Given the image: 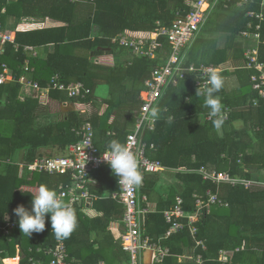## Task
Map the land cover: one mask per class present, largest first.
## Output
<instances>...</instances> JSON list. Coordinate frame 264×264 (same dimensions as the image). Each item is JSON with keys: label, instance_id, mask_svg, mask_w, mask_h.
<instances>
[{"label": "trees", "instance_id": "obj_1", "mask_svg": "<svg viewBox=\"0 0 264 264\" xmlns=\"http://www.w3.org/2000/svg\"><path fill=\"white\" fill-rule=\"evenodd\" d=\"M249 9L261 10L260 1L250 3L244 9L229 8L233 13L226 17L222 15L216 27L211 29L230 32L234 38L247 29L249 18L246 11ZM178 10L184 13L189 10L185 0H0V23L15 39V44L6 43L0 54V62L9 65L11 77L0 85V158L11 161L0 172V227L6 224L7 219L17 222L16 230L10 235L3 234L0 229V264L3 258L16 256H20V264H31L30 258L50 262V251L58 245L50 219L46 220L43 232H34L29 237L19 228L14 209L21 204L31 209V193L42 184H47L57 193L58 183L45 173L21 174L17 162L33 161L43 155L41 149L47 147L57 148L63 154L68 145L81 139L78 131L86 121L78 110L68 111L61 120L42 121L39 98H21L19 79L25 61L28 60L33 68L32 79L41 86L47 85L56 73L66 84L82 82L90 93L85 98H74L76 101L96 102V89L102 84L110 87V95L105 100L107 111L104 115L96 113L90 118L95 128V143L104 152L106 145L114 139L126 143L144 101V83L153 77L160 62L134 58L131 64L130 60H125L105 66L99 57L101 52L108 48L111 52L128 55L125 49L111 43L113 36L125 29L153 31L157 21L170 24ZM8 16L16 17L19 22L9 28ZM23 18L47 19L46 25L50 21L55 25L20 24ZM253 22L256 24L258 21ZM95 26L99 28L97 34H94ZM261 31L264 35V22ZM49 44L55 46V51L46 58L33 57L24 51L26 45L43 47ZM260 50V60L264 62V43ZM239 51L232 43L218 48L214 40L200 37L188 52V63L228 68L231 60L244 59ZM100 70H107L109 74H101ZM251 74L252 71L248 72L246 68L236 71L240 83V99L236 100L224 95L227 85L221 76L223 86L216 95L221 98L222 105L236 107L232 108L230 118L223 122V136L214 128L213 119L199 121L201 114L208 113L209 109L203 106L204 96H197L195 92L193 74L181 79L177 86L167 88L158 106L155 128L145 136L146 141L156 146L155 158L170 168L200 169L205 166L242 179H251L254 172L264 171V100L259 105L252 104L256 94L252 91ZM48 96L61 102L69 99L61 90H50ZM113 114L114 119L110 122ZM237 119L244 120L243 129L235 128ZM107 168L108 174L102 177L100 186L92 188L94 207L103 211V216L89 218L77 205L74 210L78 227L70 238L63 239L70 258L78 263L100 264L104 260L108 264H121L116 258H111L119 254L115 246L116 237H110L109 226L112 218L123 213L124 209L116 200L101 197L106 189L112 192L120 189L118 178L110 167ZM179 175L182 176L181 173ZM185 178L182 197L187 211L195 208L194 194L204 195L208 189L218 193L223 203H228V206L218 204L211 213L201 215L196 238L204 240L206 248H199L196 254H202L206 264H222L219 252L229 249L233 251L229 263L264 264V184L218 186L191 171L185 173ZM147 187L146 182L142 186L144 192H147ZM175 202L174 198L173 203L159 206L145 220V234L161 241L170 250L163 264H180L174 256L182 253L179 248L181 242L195 245L185 219L182 220L185 223L182 230L166 237L171 224L165 218V211L173 208ZM93 231L97 234L96 240L85 243L88 237L84 236ZM102 239L108 245L96 249V243ZM125 254L124 262L128 264L130 259Z\"/></svg>", "mask_w": 264, "mask_h": 264}, {"label": "built area", "instance_id": "obj_2", "mask_svg": "<svg viewBox=\"0 0 264 264\" xmlns=\"http://www.w3.org/2000/svg\"><path fill=\"white\" fill-rule=\"evenodd\" d=\"M259 1L263 7L264 0H185L189 10L185 13L183 10H178L170 24L157 21V27L153 31L137 32L126 29L111 38V43L125 49L132 59L150 58L160 62V65L154 71L153 77L148 78L144 83V101L136 115L134 129L128 134L125 143L128 149L137 157L138 168L143 176L142 183L139 186L133 185L130 187L119 185V191L112 193V198L119 200L124 209L121 221L125 232L121 237L120 246L129 256L130 262L128 264H141L142 254L145 250H154L158 254L157 262L160 264H163L165 256L170 254L169 248H165L145 234L144 221L149 209L148 206L143 205V201L146 198L140 193L141 186L147 175L161 171L164 168L162 162L153 157L156 152L155 144L145 140L146 133L154 130L157 122V118L153 119L150 117V112L153 108H158L167 88L177 86L179 81L185 78L187 74L195 76L194 88L197 93L200 86L207 82L209 72L215 71L217 74L222 72L220 67L213 64L196 65L187 61L188 52L201 35L211 10L218 5H223L225 8L236 7L244 9L248 4ZM246 16L249 21L247 29L242 31V35L256 41L257 45L243 46L246 59L245 66L252 71V90L256 94L252 104L259 105L261 100H264V62L260 60L258 47L260 43L264 42V35L261 31L262 23L264 22V9L262 8L259 11L249 9L246 11ZM253 20L258 22L254 24ZM9 42L15 44V39L0 23V54H2L3 46ZM24 51L31 56H37L38 54L37 47L32 45H26ZM32 71L33 68L29 65V61H25L19 79L22 84V99L25 96L34 95L26 89L27 87L34 90L37 93L35 94L37 97L47 94L50 90L64 91L71 99L77 97L85 98L90 93V90L82 82L69 84L62 82L58 73L52 76L47 85L41 86L31 76H27ZM9 73V65L6 62H0V85L11 79ZM231 112L232 108L229 105H222L220 116L223 121L230 118ZM146 116L148 120L144 119ZM205 117L209 120L213 119L208 113H205ZM78 133L81 134V139L68 145L62 155L51 156L43 154L31 162L19 161L17 163L20 165L21 173L23 174H49L58 183L57 195L70 203L73 209L78 205L79 209L83 210L86 206H91L93 201L92 175L102 168L110 166L103 160L102 152L95 143V128L90 118H86ZM10 162L9 159L3 160L0 158V172ZM198 172L205 180H211L218 186L223 184L231 186L243 184L245 187H249L257 183L253 178L232 177L227 172H218L205 166H202ZM194 198L195 208L192 211L185 209V202L182 196L176 198L173 208L165 211V218L171 224L167 235L182 230L185 227V223L182 220L185 219L197 246L205 248V241L196 238L198 233L197 222L201 215L211 213L216 205L224 204L228 206V203H223L219 194L211 189H208L204 195L195 194ZM16 228L17 222L9 219H7L4 226L0 227L5 235H10ZM57 242L58 245L50 251L52 258L49 263L30 258L31 264H82L70 258L63 240H58ZM226 256V250H221L219 252V261L227 262ZM6 259H2V264H6ZM193 260L196 264H206L207 262L202 254L194 255ZM20 262L21 258L18 260V264Z\"/></svg>", "mask_w": 264, "mask_h": 264}, {"label": "crops", "instance_id": "obj_3", "mask_svg": "<svg viewBox=\"0 0 264 264\" xmlns=\"http://www.w3.org/2000/svg\"><path fill=\"white\" fill-rule=\"evenodd\" d=\"M10 1H13V0H10ZM262 8L264 9V5ZM228 9L229 8H225L223 5H218L213 10H211V13H210V15H209V17L205 23V26L203 27V30H202L199 38L202 37V38L214 40L216 42V45L218 46V48H224L227 45H230L232 43L234 49L236 48V50L237 49L240 50L239 54H242L244 59H242L241 61H235V62L233 60H231L229 65H228L229 66L228 68H222V67L218 66L222 69V72L218 73V75L220 77L222 76V78L225 79V83L227 85V91L224 92V95L229 96V97H231V99L236 100L238 98L240 99V92L238 90L240 83H239V78L236 75V71L239 70V68H246V66H245L246 65V59L244 57L243 46L244 45L255 46V45H257V42L249 39L248 37H246L244 35H242V32H240L239 34H237L233 38L230 32H219V31L217 32V31H213V29H211V28L216 27L218 22L221 20L220 17L222 15H224L226 17V15L233 13V11H229ZM3 11H6V9H3ZM16 19L17 18L14 16H8V20H9L8 27L9 28H11L17 24ZM27 20L28 21L33 20L34 22H28ZM46 20L47 19H42V18H38V19L37 18H35V19L34 18L33 19L32 18H23L22 21L20 22V24L34 23L36 25H40V24H45ZM49 25H55V24L50 21V24H48V25L45 24L44 26H49ZM128 30H130V29H128ZM133 31L147 32V31H141V30H133ZM98 32H99V28H98V26H95L94 27V34H97ZM138 34H141V33H138ZM232 39H233V41H232ZM262 43H264V42H262ZM262 43H260L258 45L259 57H260V53H261L260 49H261ZM54 51H55V46L53 44L45 45L43 47H37V52H38L37 57L46 58L50 53H53ZM114 54H117V57L120 59L118 63H121L125 60H128V61L130 60L129 62L131 64L132 58L130 57L129 54L127 55V53H126V55H122L119 52H111V50L108 48L103 49V52H101L99 57H100L101 62L105 66H113V65H115L114 63H111L109 60H105V59L107 57L113 58L112 55H114ZM187 61H188V59H187ZM247 70H248V72H251V70H249V69H247ZM99 72L101 74H109V71H107V70H100ZM27 76H29V77L31 76V78H32V73H28ZM251 86H252V84H251ZM26 89L29 92L34 94L33 97H37V96H35V94H37V93L34 90H32L31 88H28V87ZM109 95H110V87L106 84H102L96 89V93H95L96 102H88L87 103V102H82V101H76V100L70 99V98L68 99V101H62L61 102L59 100L50 98V96H48V93L44 94V95H40L39 97H37V98H39L40 103H41L39 116H40L42 121L46 122V121L64 119L66 117V113L70 110H78L81 114H83L85 116V118H87V117L91 118L96 113H98L99 115H104V113L108 109V104L105 103V100L109 97ZM232 108L236 109L235 106H233ZM233 109H232V111H233ZM201 118H203V120L199 118L200 122H204V121L208 120L205 117L204 112L201 114ZM113 119H114V114L110 117L109 121L112 122ZM157 120H158V118H157ZM234 126L237 129H243L245 127L244 120L243 119L235 120ZM218 133L220 136H223V133H224L223 128H221ZM250 133H251L252 137L255 138L254 133L252 131H250ZM54 150H55V148H53V147H47V148L41 149V152L44 155H51V156L62 155V154L53 153ZM155 156H156V152H155V154H153L154 158H155ZM198 170L199 169H187L186 167H181V168L177 169V168H170V167L164 166V168L161 171L147 175L145 178V181L143 183V185L146 182L148 184L147 192L143 191V188H142L143 185L141 186L142 189L140 192L141 195L146 198L143 201V205L148 206L149 213H153V212H156L158 210L159 206H161V205L167 206L169 203H173L174 198L176 200V198L178 196H182L183 192L185 191V183H186L185 182L186 181L185 173L190 172V171L199 173ZM107 171H108V168L104 167L92 175V186H91V188H98L100 186V181H101L102 177H104L106 174H108ZM180 173L182 174V176L179 175ZM21 174H23V173H21ZM24 175H27V173ZM252 178L257 183L264 184V171L254 172L252 175ZM114 192H117V191H114ZM114 192H112L110 189H106L103 192L101 197H102V199H108V198L114 199V198H112V193H114ZM195 194H198V193H195ZM92 195H93V201H92L91 206H86L82 210V213L84 215L88 216L89 218H96V217L103 216V211H100L94 207V194L92 193ZM114 200H116L119 204L122 205V203L119 200H117V199H114ZM121 215H122V213L114 216L112 218L110 226H109V230L111 231L110 237L111 238L116 237L115 246H116L117 253L119 254V255H116V256L111 257V258L112 259L116 258L118 261H120L121 264H126V262H124L125 258H126L125 257L126 254L121 250V247H120L121 237L125 232V228H124L123 223L121 221ZM145 220H146V217H145ZM145 227H146V225H145ZM167 236L168 235H166V237ZM84 237H88L87 240H85V243L90 244L96 240L97 234L95 231H93L89 236H84ZM157 242H159V241H157ZM159 243L161 244V241ZM107 245H108V242L105 239H102V240H100L99 243H96L95 248L97 249L99 247H102V246L104 247ZM179 248L182 249V253L174 256L176 258V260L178 261V263H180V264H196L195 261L193 260V257H194V255H196V253H198V249L203 248V247L197 246L196 240H195V245L183 244L181 242V246H179ZM205 248H206V245H205ZM225 250L227 252V256H226L227 262H222V264H247V263H233V262L229 263V257H231V255L233 254V251L229 250V249H225ZM157 255L158 254L154 250H145V252H143V254H142L141 264H153V263L157 262ZM8 259H12L11 261H8L9 264L11 262L18 263L17 259L19 260L20 257L19 256L9 257V258H7V260ZM100 264H108V263L103 260Z\"/></svg>", "mask_w": 264, "mask_h": 264}, {"label": "clouds", "instance_id": "obj_4", "mask_svg": "<svg viewBox=\"0 0 264 264\" xmlns=\"http://www.w3.org/2000/svg\"><path fill=\"white\" fill-rule=\"evenodd\" d=\"M222 86V78L215 71H211L207 82L201 85L197 92V96H204L203 106L209 109L208 115L213 118V126L217 132L220 131L224 122L220 116L221 98L216 95ZM158 112L157 108H153L150 117L158 118ZM144 119L148 120V117ZM106 149L102 152V158L118 178L119 185L139 186L143 176L139 171L136 155L128 149L126 144L115 139L106 145ZM31 195V209L23 204L14 209L22 233L30 237L34 232H43L46 228V220L50 219L52 234L57 240L70 238L78 227V218L71 204L61 199L47 184L40 185L38 190Z\"/></svg>", "mask_w": 264, "mask_h": 264}, {"label": "rangeland", "instance_id": "obj_5", "mask_svg": "<svg viewBox=\"0 0 264 264\" xmlns=\"http://www.w3.org/2000/svg\"><path fill=\"white\" fill-rule=\"evenodd\" d=\"M28 21V20H27ZM16 22H19L17 19H16ZM28 22H34L33 20H31V21H28ZM111 55V54H110ZM113 56V58L112 57H107L105 60H109L111 63H114L115 65H117L118 64V62H119V58L117 57V54H114V55H112ZM202 120H203V118H201ZM53 153H55V154H60V151L57 149V148H55V150H54V152ZM254 180V179H253ZM256 184H260V183H256ZM262 184V183H261ZM18 262V261H17ZM9 264V263H8ZM10 264H18V263H15V262H11Z\"/></svg>", "mask_w": 264, "mask_h": 264}, {"label": "bare ground", "instance_id": "obj_6", "mask_svg": "<svg viewBox=\"0 0 264 264\" xmlns=\"http://www.w3.org/2000/svg\"><path fill=\"white\" fill-rule=\"evenodd\" d=\"M8 261H10V260H7V259H6V260H5V263L8 264Z\"/></svg>", "mask_w": 264, "mask_h": 264}]
</instances>
